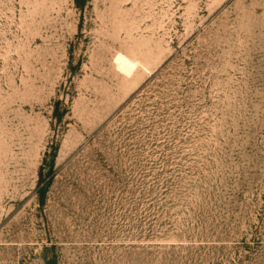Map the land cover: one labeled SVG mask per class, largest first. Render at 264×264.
Returning a JSON list of instances; mask_svg holds the SVG:
<instances>
[{
    "label": "rangeland",
    "instance_id": "374dc122",
    "mask_svg": "<svg viewBox=\"0 0 264 264\" xmlns=\"http://www.w3.org/2000/svg\"><path fill=\"white\" fill-rule=\"evenodd\" d=\"M0 264H264V0H0Z\"/></svg>",
    "mask_w": 264,
    "mask_h": 264
}]
</instances>
